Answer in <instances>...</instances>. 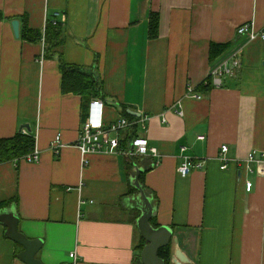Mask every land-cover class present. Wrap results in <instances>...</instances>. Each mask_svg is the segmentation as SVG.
Here are the masks:
<instances>
[{
	"label": "crops",
	"instance_id": "0c3cea01",
	"mask_svg": "<svg viewBox=\"0 0 264 264\" xmlns=\"http://www.w3.org/2000/svg\"><path fill=\"white\" fill-rule=\"evenodd\" d=\"M55 12L67 16L66 60L101 78L106 120L125 116L124 105L141 112V134L160 162L137 156L128 171L130 158L103 153L83 164L76 143L94 98L83 107L82 96L64 93L45 42L21 37L25 26L44 31ZM152 12L160 14L157 39L149 37ZM0 14V139L27 131L41 152L39 162L0 164V201L15 200L5 208L20 217V229L44 240L38 256L45 264L71 263L72 252L78 264L134 263L141 211L128 192L137 168L154 217L172 227L192 264H264V175L248 173L243 162L264 151V39L238 33L250 21L264 31V0H0ZM212 43L229 47L211 59ZM234 54L242 60L235 75L208 92L196 89ZM190 86L203 97L190 96ZM59 133L67 146L56 155ZM223 145L232 159L226 170ZM182 147L204 161L186 177L178 172ZM6 229L0 224V264H25Z\"/></svg>",
	"mask_w": 264,
	"mask_h": 264
},
{
	"label": "built area",
	"instance_id": "2783aa9c",
	"mask_svg": "<svg viewBox=\"0 0 264 264\" xmlns=\"http://www.w3.org/2000/svg\"><path fill=\"white\" fill-rule=\"evenodd\" d=\"M55 24L58 22L65 23L67 20L66 14L63 12L54 13ZM47 23V21H46ZM46 28V27H45ZM45 31V30H44ZM238 33L242 35H248L251 40L258 38L264 39V31L258 30L254 21L246 22L239 26ZM45 42V39H43ZM242 67V60L239 54H234L223 62L221 66L216 68L211 77L215 86H222L223 78L227 75L233 76L236 71ZM207 82V81H206ZM188 94L194 98L201 99L202 94L198 93L193 86L188 89ZM105 101L102 98H94L91 103V110L89 115L83 121L81 126L79 139L76 143L80 149L83 159V164L87 165L90 160L89 156L92 154H122L127 158H133L142 155H152L157 157L158 162L162 157L160 151L156 147H152L149 144V139L145 136L134 138L129 144L124 145L123 132L127 131L134 125H140L143 130L145 129V119L130 120L129 118L122 116L116 120L108 121L104 115ZM179 114H183L182 110H179ZM24 133H28L24 131ZM35 137H37L35 135ZM205 137H201L204 139ZM67 144L63 141L62 135L59 133L51 143V149L56 155H60L63 148ZM187 147H182L183 162L178 167V172L181 176L186 177L194 168H202L204 161H196L191 156L187 155L185 151ZM40 150L36 144L35 149L30 154L26 155L24 159L29 162L40 161ZM218 159L221 161V169L226 170L229 168L232 159L229 157V146L223 145L218 155ZM245 168L248 173H257L264 175V151L258 152L253 150L243 160ZM254 165L256 166L254 168ZM254 183L251 179L246 180V189L251 191ZM85 203V202H83ZM71 264H78L79 258L76 252L71 254Z\"/></svg>",
	"mask_w": 264,
	"mask_h": 264
},
{
	"label": "trees",
	"instance_id": "16d2710c",
	"mask_svg": "<svg viewBox=\"0 0 264 264\" xmlns=\"http://www.w3.org/2000/svg\"><path fill=\"white\" fill-rule=\"evenodd\" d=\"M5 18L4 15L0 14V19ZM8 19H13L7 17ZM63 23L58 22L55 24L53 18H48L45 31L34 30L25 26L22 28L21 37L22 39L29 42H40L45 39V50L44 58L52 59L56 58L59 61L60 70L62 73V91L64 93H74L82 96L83 107H85V102L91 101L93 98L107 99L103 92V86L101 83V78L96 76V74L90 71L87 67L78 64L70 63L66 60L63 51V46L65 43L64 28ZM149 37L150 39H157L160 35V14L158 12H152L150 16V27H149ZM229 47V43H212L210 47V58L215 59L220 54L226 51ZM207 81V82H206ZM202 82L196 89L204 90L205 92L210 91L215 85L212 82V77L209 76L207 80ZM128 106H123V111L125 117L130 120H140L139 117L132 116L128 113ZM87 115L89 112L87 111ZM142 127L140 125H134L128 129L123 135V144L127 145L134 138L142 136ZM36 146V137L33 133H24L22 131L16 133L13 137L1 138L0 139V164L16 159L24 158L26 155L33 152ZM130 161L126 163V169L130 171L133 169L134 165H137L138 157L130 158ZM144 172L139 175L140 182L144 186L147 193L152 196L151 192L145 186L144 183ZM137 188L131 184L128 195L137 193ZM15 200H4L0 201V210L9 206ZM17 202V201H16ZM155 227H159V223L154 217L151 220ZM146 240L141 237L136 249L139 252L136 260L132 264H141V251L146 245ZM173 254V246L168 245L159 251V255L166 259L167 264H171V258Z\"/></svg>",
	"mask_w": 264,
	"mask_h": 264
},
{
	"label": "water",
	"instance_id": "95a60500",
	"mask_svg": "<svg viewBox=\"0 0 264 264\" xmlns=\"http://www.w3.org/2000/svg\"><path fill=\"white\" fill-rule=\"evenodd\" d=\"M14 32L17 38L20 37V20L12 21ZM128 113L135 117H141L142 113L129 108ZM143 170L137 168L133 185L138 192L133 197L134 206L141 211L137 219V226L142 237L146 240V245L141 251V264H167L166 259L159 255V251L168 246H173V254L171 264H192L191 259L181 249L179 239L174 235V230L168 225L155 227L151 220L155 216V205L150 196L140 182L139 175ZM0 224L6 229L7 236L20 244L23 250L19 253V258L25 264H45L38 256L43 247L44 240L42 238H30L20 229V217L11 208L0 210ZM63 264H71L66 262Z\"/></svg>",
	"mask_w": 264,
	"mask_h": 264
}]
</instances>
